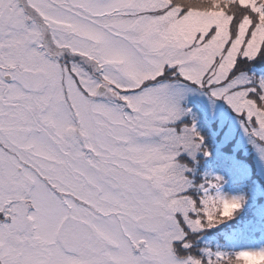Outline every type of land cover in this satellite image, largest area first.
<instances>
[{"label":"snow or ice","instance_id":"snow-or-ice-1","mask_svg":"<svg viewBox=\"0 0 264 264\" xmlns=\"http://www.w3.org/2000/svg\"><path fill=\"white\" fill-rule=\"evenodd\" d=\"M257 57L264 0H0V264H264L198 235L244 203L217 101L264 159Z\"/></svg>","mask_w":264,"mask_h":264},{"label":"rangeland","instance_id":"rangeland-1","mask_svg":"<svg viewBox=\"0 0 264 264\" xmlns=\"http://www.w3.org/2000/svg\"><path fill=\"white\" fill-rule=\"evenodd\" d=\"M251 63L249 61L248 65ZM246 67L244 71L249 75L264 76V71L252 74ZM199 99L208 103L206 97ZM215 110L219 120H214L210 128L204 125L205 132L215 133L214 156L205 162L202 174L207 172L223 176L221 191L226 196L242 198L244 203L238 213L245 212L252 218L244 228L232 230L223 241L215 238L214 234L200 237L199 248L201 244L225 252L264 248V159L245 133L240 118L229 106L223 101H217Z\"/></svg>","mask_w":264,"mask_h":264},{"label":"trees","instance_id":"trees-1","mask_svg":"<svg viewBox=\"0 0 264 264\" xmlns=\"http://www.w3.org/2000/svg\"><path fill=\"white\" fill-rule=\"evenodd\" d=\"M252 71V74L257 73L259 71H264V59L257 57L255 61H252L250 65L246 67ZM231 146V145H230ZM231 148V147H229ZM247 159V158H246ZM202 174V170H201ZM252 216L250 214H246L245 212H239L235 219H232L222 225H217L213 230H206V234H198L200 237L208 236L210 237L214 234L215 238H218L220 241H223V238L232 232L234 229H241L244 228L246 222L250 221ZM206 246L200 245V248H204Z\"/></svg>","mask_w":264,"mask_h":264}]
</instances>
